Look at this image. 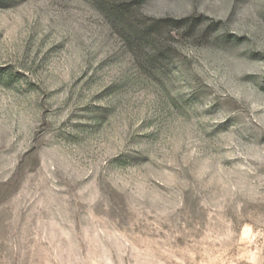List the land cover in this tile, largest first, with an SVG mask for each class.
<instances>
[{"label":"rangeland","instance_id":"1","mask_svg":"<svg viewBox=\"0 0 264 264\" xmlns=\"http://www.w3.org/2000/svg\"><path fill=\"white\" fill-rule=\"evenodd\" d=\"M0 264H264V0H0Z\"/></svg>","mask_w":264,"mask_h":264}]
</instances>
